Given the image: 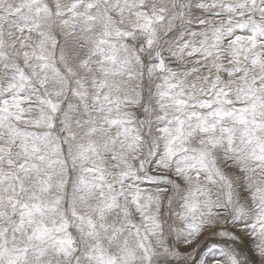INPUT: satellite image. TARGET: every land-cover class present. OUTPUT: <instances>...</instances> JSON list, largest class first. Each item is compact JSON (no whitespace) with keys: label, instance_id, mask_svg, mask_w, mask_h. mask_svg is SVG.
I'll list each match as a JSON object with an SVG mask.
<instances>
[{"label":"snow or ice","instance_id":"obj_1","mask_svg":"<svg viewBox=\"0 0 264 264\" xmlns=\"http://www.w3.org/2000/svg\"><path fill=\"white\" fill-rule=\"evenodd\" d=\"M0 264H264V0H0Z\"/></svg>","mask_w":264,"mask_h":264}]
</instances>
